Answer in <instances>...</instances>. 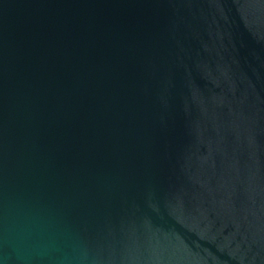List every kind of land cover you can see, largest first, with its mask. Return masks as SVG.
Segmentation results:
<instances>
[{
  "label": "water",
  "instance_id": "95a60500",
  "mask_svg": "<svg viewBox=\"0 0 264 264\" xmlns=\"http://www.w3.org/2000/svg\"><path fill=\"white\" fill-rule=\"evenodd\" d=\"M0 264H264V0H0Z\"/></svg>",
  "mask_w": 264,
  "mask_h": 264
}]
</instances>
